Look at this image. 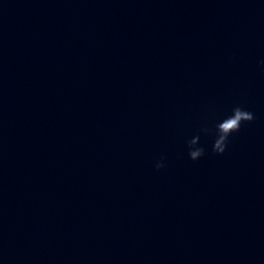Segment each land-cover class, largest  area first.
<instances>
[{
	"label": "water",
	"instance_id": "95a60500",
	"mask_svg": "<svg viewBox=\"0 0 264 264\" xmlns=\"http://www.w3.org/2000/svg\"><path fill=\"white\" fill-rule=\"evenodd\" d=\"M262 60L264 0H0V264H264Z\"/></svg>",
	"mask_w": 264,
	"mask_h": 264
},
{
	"label": "clouds",
	"instance_id": "9594fccd",
	"mask_svg": "<svg viewBox=\"0 0 264 264\" xmlns=\"http://www.w3.org/2000/svg\"><path fill=\"white\" fill-rule=\"evenodd\" d=\"M264 65V60L260 62ZM255 119L252 112L236 106L232 109L231 115L225 117L222 121L215 124L214 140L212 144V151L217 155H222L228 146L229 137L238 132L243 123H250ZM200 132L209 135L213 133V129L202 127ZM188 156L192 161H196L205 155V148L200 146V134L198 133L193 138L187 141ZM166 165L163 158L156 162V170L164 168Z\"/></svg>",
	"mask_w": 264,
	"mask_h": 264
}]
</instances>
